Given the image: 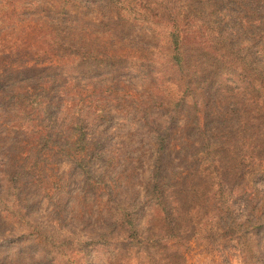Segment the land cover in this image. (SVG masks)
Here are the masks:
<instances>
[{"label":"rangeland","instance_id":"1","mask_svg":"<svg viewBox=\"0 0 264 264\" xmlns=\"http://www.w3.org/2000/svg\"><path fill=\"white\" fill-rule=\"evenodd\" d=\"M231 1L225 40L210 0H0V264H264V0Z\"/></svg>","mask_w":264,"mask_h":264},{"label":"trees","instance_id":"2","mask_svg":"<svg viewBox=\"0 0 264 264\" xmlns=\"http://www.w3.org/2000/svg\"><path fill=\"white\" fill-rule=\"evenodd\" d=\"M233 1L231 0H210V5L205 4V7L207 8H212L213 13L217 12L218 14H222V20L221 22L214 27H211L210 30L212 31H217L218 28L222 29L221 31H217L216 35H218L220 38L223 39H229L232 35L235 36H240L242 29H243V24L239 22L238 20V14L235 9L231 7V3ZM219 3V4H218ZM261 9L259 8L260 12V17L255 20V25L260 29V31L264 32V5H260ZM256 13H257V8H256ZM187 17L192 16L193 11L191 10H186ZM258 14V13H257ZM253 25V24H252ZM242 27V28H239ZM172 47H173V55H172V62L178 66L180 69H183V54L181 51V42L182 40L180 39L178 34L172 35ZM262 38V37H261ZM260 38L261 42H259V52L262 55L264 53V48H263V40ZM259 62V61H258ZM260 65L262 68L261 74L264 73V57L260 60ZM39 111H36L38 113ZM262 118L264 119V103L260 107V113H259ZM264 129V124L262 126L260 125L258 129V134L257 136L259 137V144L257 143L256 148L259 149V155L257 154L255 158L259 161L260 163L264 164V133L262 131ZM258 141V138H257Z\"/></svg>","mask_w":264,"mask_h":264}]
</instances>
